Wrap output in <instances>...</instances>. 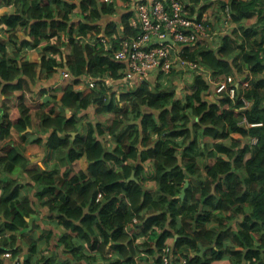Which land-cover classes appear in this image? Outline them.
I'll use <instances>...</instances> for the list:
<instances>
[{
  "label": "trees",
  "instance_id": "trees-1",
  "mask_svg": "<svg viewBox=\"0 0 264 264\" xmlns=\"http://www.w3.org/2000/svg\"><path fill=\"white\" fill-rule=\"evenodd\" d=\"M11 3L15 13L0 16V99L9 104L0 107V264L6 253L17 264H134L142 253L155 264L164 256L170 264H264V0H229L232 30L216 51L201 45L185 53L215 78L241 82L244 75L248 86L235 88L234 103L228 85L216 89L200 77L177 97L161 75L117 98L105 80L122 78L125 64L101 43L73 39L99 31L114 5L82 0L81 21L73 24L68 0H0V8ZM129 15L120 22L132 34ZM106 28L109 37L115 24ZM19 30L28 39H18ZM24 49H37L40 62L24 61ZM63 68L72 82L59 101L40 105L23 93V79H41L40 71L50 79ZM83 77L97 78L92 91L74 89ZM37 106L43 111L32 128ZM90 107L100 121L84 131L78 114ZM108 115L106 125L101 117ZM13 132L44 148L54 165L32 168ZM82 157L87 173H73ZM28 186L54 225L39 238L27 235L39 219L23 194Z\"/></svg>",
  "mask_w": 264,
  "mask_h": 264
},
{
  "label": "built area",
  "instance_id": "built-area-1",
  "mask_svg": "<svg viewBox=\"0 0 264 264\" xmlns=\"http://www.w3.org/2000/svg\"><path fill=\"white\" fill-rule=\"evenodd\" d=\"M204 1L98 0L100 4L114 5L116 11L130 12L128 26L133 31L132 34L125 33L116 36L115 41H108L102 31H91L86 33L87 36H73V39L80 38L92 46L101 43L105 50L111 49L110 53L116 62L125 64L122 78L105 80L106 86L111 87L110 92L117 98L121 92L136 91L148 79L161 75L178 81L185 94L190 92L188 87L192 86L195 77L203 78L216 89L228 85L226 93L234 103L237 100L235 88L240 85L246 88L248 82H242V79L237 82L232 76L215 78L210 70L199 64L198 59H190L185 55L201 45L216 51L220 38L232 30L229 0H212L210 3L221 16L216 27L207 23L203 15L201 6ZM113 45L116 47L113 48ZM96 79L86 77L74 89L82 93L90 92L94 89ZM62 80H71L66 70L62 73ZM213 97L215 98L214 95H207L205 98L212 101L210 99ZM241 100L244 108L250 107L249 101L243 97ZM255 142V139L250 141L252 144ZM135 222L136 220L133 223ZM4 255L7 256L8 253ZM138 262L139 257H135L134 264ZM159 264H170V261L164 256ZM182 264L187 263L182 261Z\"/></svg>",
  "mask_w": 264,
  "mask_h": 264
},
{
  "label": "crops",
  "instance_id": "crops-1",
  "mask_svg": "<svg viewBox=\"0 0 264 264\" xmlns=\"http://www.w3.org/2000/svg\"><path fill=\"white\" fill-rule=\"evenodd\" d=\"M71 4L75 5V9L73 10L72 14L70 15V21L71 23H79L81 21V15H80V8H79V4L81 3L82 0H68ZM212 2V0H205L204 3L201 6V9L203 11V15L206 17V21L207 23L214 25V27H216L218 25V23L220 22V14L217 10L214 11V7L212 5H210V3ZM16 11V7L13 3L11 4H6V5H2V7L0 8V16H4V15H12L14 14ZM215 12V13H214ZM130 13V12H129ZM127 14L126 12L124 13L121 10L116 11V13L111 16V17H104L100 22L99 25H101L102 27H100V30L98 32H101L108 38V41H115V37L116 36H122L125 34V30L123 25L120 22L121 17ZM109 23H114L115 24V29L114 31L111 33V35H109V37L106 34V25ZM2 34V30L0 31V37ZM16 37L18 39H28L25 38V34L23 30H19L16 34ZM65 36L62 35V41H65V44L67 43L65 40ZM92 46V45H90ZM64 56L66 55H70L71 54V47L68 46L66 44V47L64 48V52H63ZM19 55H21L22 59L24 61L30 62V63H39L40 62V55H39V51L37 49H24ZM67 70V68H66ZM62 71L63 69L58 70V72L53 75L50 79H46L45 73L44 71H40L42 77L41 79H35L34 78V82H30L28 79H23V93L27 96H30L32 98V100H38L40 105H44L48 99V97H56L55 101H59L60 98L62 97V91L64 89V87H66L70 81L69 80H62ZM86 77H83L79 80L78 83H80L82 80H84ZM244 76L240 75V80L243 79ZM50 95V96H49ZM214 98V97H213ZM211 98L210 100L215 101V98L213 99ZM0 107L3 108H9L8 107V103L3 101L2 99H0ZM94 108L90 107L85 111H82L81 113H79L78 115L83 117V121L80 123V127L83 128V130H87L90 126H92L96 121H100L98 116H95L93 114ZM43 109L41 108V106H37L36 108L31 110L32 113V128L35 127V122L37 121V117L40 115V113H42ZM9 113H10V109H9ZM35 117V118H34ZM14 133L17 136V140L19 141V146H22V149L24 150L25 154L29 157L30 159V166L34 169H41L44 170L46 168H49L50 166L54 165L55 161L54 158L48 155L47 152H45L44 148L40 151L41 153L38 154V156L36 157H30V153H33L37 150H35V148L39 147L36 144H28L27 142L22 141L16 132H13V136ZM73 134V133H71ZM75 134V133H74ZM36 136V133H31V136L29 137V139H32L33 137ZM72 136V135H71ZM76 136V134H75ZM232 137L235 139V135H232ZM42 148V147H41ZM73 173H76L77 171H82L84 173H87V169H88V162L85 159V157H82L81 159H79L78 161H76L75 163H73L72 166H70ZM66 169V167H63L61 169V173ZM72 175V174H71ZM151 185V184H150ZM150 188H155V183L153 182L152 186H149ZM36 193V190L34 187L28 186L24 189V193L29 196V198H31L37 207V211H38V218H33L35 219L33 222V226L31 228V230L28 232L27 235H34L35 237L39 238L42 235V231H49L51 228L54 227V225H52V220H47V218H45L48 215V210L47 208H42L41 206H39V204H37L36 199L34 198ZM39 228V229H37ZM59 229L56 228L55 231H58ZM130 232H133V228H129ZM136 233H138V230L136 231ZM143 242V238L139 237L135 240V245L142 243ZM1 259L3 260V264H17V259L12 260L11 259V255L8 254L3 255L1 257ZM4 260L7 261V263H4ZM155 258L148 254V253H142V255L139 257V262L138 264H155ZM184 261V260H182ZM182 261L180 262V264H182Z\"/></svg>",
  "mask_w": 264,
  "mask_h": 264
},
{
  "label": "rangeland",
  "instance_id": "rangeland-1",
  "mask_svg": "<svg viewBox=\"0 0 264 264\" xmlns=\"http://www.w3.org/2000/svg\"><path fill=\"white\" fill-rule=\"evenodd\" d=\"M214 3H216V2H214ZM220 31V30H219ZM218 31V32H219ZM244 76V75H243ZM165 81H166V83L168 84V86L169 87H171V88H173L174 89V91H175V93H176V96L177 97H180V93L181 92H184V90H183V88L181 87V85L178 83V81H176L175 79H173V78H171V77H165ZM190 88H191V86L190 87H188V90H190ZM101 118H103L105 121L103 122L104 124H106V123H108L109 124V122H111V115H108V116H103V117H101ZM107 125V124H106ZM14 136H15V138H17V136H16V134L14 133ZM235 139H237L240 143L242 142H245L246 140H243L239 135H235ZM103 140L105 141V143H110V144H113V140L111 139V138H109V136L108 135H106V134H104L103 135ZM43 148H41V147H37V148H35V150H37V151H35V152H33V153H30V157H36V156H38V154L39 153H41L40 151L42 150ZM204 163H205V161H204ZM201 165H203V164H201ZM205 171H206V169H205V167H203V169H202V173H203V175H204V173H205ZM23 183H25V182H23ZM151 184V185H150ZM152 184H153V181H150L149 183H148V186H152ZM150 188V187H149ZM155 188H151V190H154ZM190 255V254H189ZM2 262H3V260H2ZM4 263H7V261H5L4 260Z\"/></svg>",
  "mask_w": 264,
  "mask_h": 264
},
{
  "label": "water",
  "instance_id": "water-1",
  "mask_svg": "<svg viewBox=\"0 0 264 264\" xmlns=\"http://www.w3.org/2000/svg\"><path fill=\"white\" fill-rule=\"evenodd\" d=\"M71 135H72V137H75V134H74V133L71 134ZM130 179H134V172L132 173ZM187 186H188V181L186 180V181H185V184H184V187H183V189H182V191H181V196L184 195V193H185V189L187 188Z\"/></svg>",
  "mask_w": 264,
  "mask_h": 264
},
{
  "label": "clouds",
  "instance_id": "clouds-1",
  "mask_svg": "<svg viewBox=\"0 0 264 264\" xmlns=\"http://www.w3.org/2000/svg\"><path fill=\"white\" fill-rule=\"evenodd\" d=\"M97 33H98V30H97ZM95 40V39H94ZM66 70V68H63V71H65ZM63 71H62V73H63ZM67 72H68V70H66ZM69 73V72H68ZM72 82V78H71V80H70V83Z\"/></svg>",
  "mask_w": 264,
  "mask_h": 264
}]
</instances>
